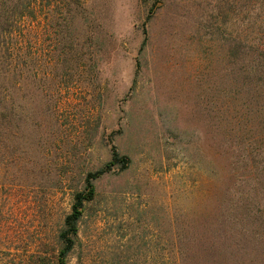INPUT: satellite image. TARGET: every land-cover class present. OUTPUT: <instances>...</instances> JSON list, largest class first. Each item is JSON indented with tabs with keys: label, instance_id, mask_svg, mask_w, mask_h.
<instances>
[{
	"label": "rangeland",
	"instance_id": "1",
	"mask_svg": "<svg viewBox=\"0 0 264 264\" xmlns=\"http://www.w3.org/2000/svg\"><path fill=\"white\" fill-rule=\"evenodd\" d=\"M38 1L16 34L8 100L24 116L8 121L0 262L57 263L75 196L115 146L131 164L94 182L67 264H264V211L238 205L264 171V1Z\"/></svg>",
	"mask_w": 264,
	"mask_h": 264
},
{
	"label": "trees",
	"instance_id": "2",
	"mask_svg": "<svg viewBox=\"0 0 264 264\" xmlns=\"http://www.w3.org/2000/svg\"><path fill=\"white\" fill-rule=\"evenodd\" d=\"M38 2V0H0V187L7 189V191L8 121L13 117L18 118L17 129H20V124L24 116L22 108L10 103L8 100L11 92L21 91V83L24 77L26 56L25 44L16 34L19 32L23 19L27 16L33 17L35 6ZM145 41L146 39L144 40V44ZM246 45L247 44L242 41L236 43L237 53L242 51V55L244 56L245 50L247 49ZM261 47L262 43L254 50V53L257 54L259 59V68L262 67V63L264 64V53H262ZM137 68H139V62L137 63ZM245 159L246 156L244 155L240 157L243 163ZM114 164L120 165L122 170L128 169L131 164V160L127 156L121 155L115 146L112 148V161L98 171L89 173L86 178L85 190L76 194L71 213L65 218L64 227L59 233L61 249L59 250L56 264H67L68 257L73 251L78 239L79 222L83 217L85 204L93 201L95 198L94 182L105 174H108L112 170L111 167ZM253 175L250 177L253 187V193L252 196H250L251 200L247 199L245 197L247 194L244 193L239 200L241 203H238V205H241L243 216L244 211L245 214H248L250 210L256 206H261L260 212L264 211V209H262V205H264V171L259 170L257 174L254 173ZM236 189L237 191L239 190V188ZM255 198L259 200L253 202ZM7 202L8 193L4 198V206L7 204L8 207ZM2 211L0 215L5 213L4 209ZM5 214L8 215V212ZM4 222V224L0 225V230L2 231L0 233V247L8 251V222H6V220H4ZM207 251L205 250L204 254ZM6 253L8 254V252L2 251L0 255ZM179 255L181 257L180 251ZM3 259L4 258L0 256V260ZM6 261L7 262L4 263L0 262V264H8V258Z\"/></svg>",
	"mask_w": 264,
	"mask_h": 264
}]
</instances>
